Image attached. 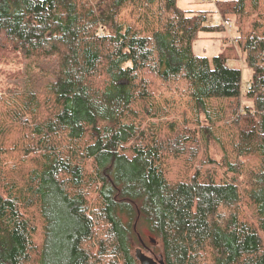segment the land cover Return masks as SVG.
Returning <instances> with one entry per match:
<instances>
[{
  "label": "trees",
  "instance_id": "16d2710c",
  "mask_svg": "<svg viewBox=\"0 0 264 264\" xmlns=\"http://www.w3.org/2000/svg\"><path fill=\"white\" fill-rule=\"evenodd\" d=\"M217 4L0 0V48L29 64L0 96V264H141L144 230L165 264H264V0ZM223 19L250 103L194 49L231 41Z\"/></svg>",
  "mask_w": 264,
  "mask_h": 264
},
{
  "label": "rangeland",
  "instance_id": "374dc122",
  "mask_svg": "<svg viewBox=\"0 0 264 264\" xmlns=\"http://www.w3.org/2000/svg\"><path fill=\"white\" fill-rule=\"evenodd\" d=\"M218 1L222 0H179V5L185 9L190 10H208L215 11L218 10ZM212 17L214 19H218L217 15H213L210 17V21H212ZM234 35V29L233 33ZM235 36V35H234ZM227 34L225 33H209L204 34L199 38L194 45L195 52L198 54H206L209 56H213L215 54H222L230 59V64L235 66H240L243 70V102L250 103L249 99L245 96L248 86L250 83V78L252 76V69L245 63L242 56L237 52L235 44L229 40H225ZM54 62L55 59L51 58L48 60L47 64L50 69L54 70ZM29 64L23 63L20 55L11 50L10 48H0V96L1 98L6 97V93L8 90L17 88L16 83L25 84V79L22 78V72L25 70L28 71ZM26 76H28L26 74ZM8 95V94H7ZM211 152L214 157L220 158L221 149L218 145L211 148ZM180 172V167L174 169V172L171 173L172 177H176ZM144 232V240L147 246L138 245L136 248L141 247L147 254L152 255L148 246L151 247L152 244L149 243L148 232L146 230ZM135 248V250H136ZM153 256V255H152Z\"/></svg>",
  "mask_w": 264,
  "mask_h": 264
},
{
  "label": "water",
  "instance_id": "95a60500",
  "mask_svg": "<svg viewBox=\"0 0 264 264\" xmlns=\"http://www.w3.org/2000/svg\"><path fill=\"white\" fill-rule=\"evenodd\" d=\"M135 255L141 264H165L163 259L147 254L141 247L136 248Z\"/></svg>",
  "mask_w": 264,
  "mask_h": 264
},
{
  "label": "bare ground",
  "instance_id": "6f19581e",
  "mask_svg": "<svg viewBox=\"0 0 264 264\" xmlns=\"http://www.w3.org/2000/svg\"><path fill=\"white\" fill-rule=\"evenodd\" d=\"M212 20H213V18H212ZM215 22H217V21H215ZM221 22L227 27L229 36L231 38V41L233 43H237L236 37L232 34L233 33V28L231 26L232 25L231 24V21L230 20H227V19H223V20H221ZM247 86L250 87V84L248 83Z\"/></svg>",
  "mask_w": 264,
  "mask_h": 264
},
{
  "label": "crops",
  "instance_id": "0c3cea01",
  "mask_svg": "<svg viewBox=\"0 0 264 264\" xmlns=\"http://www.w3.org/2000/svg\"><path fill=\"white\" fill-rule=\"evenodd\" d=\"M213 18V17H212Z\"/></svg>",
  "mask_w": 264,
  "mask_h": 264
}]
</instances>
